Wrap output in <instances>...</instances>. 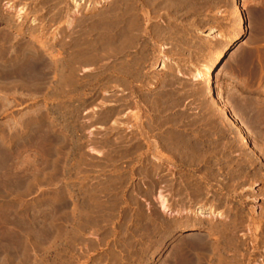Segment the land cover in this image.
Instances as JSON below:
<instances>
[{"label":"rangeland","instance_id":"rangeland-1","mask_svg":"<svg viewBox=\"0 0 264 264\" xmlns=\"http://www.w3.org/2000/svg\"><path fill=\"white\" fill-rule=\"evenodd\" d=\"M75 1L83 2L76 12ZM11 3H14L15 8L24 7L29 12L26 21L28 24L35 17L38 23H43L44 30L40 37L42 42H37L27 32L20 35L18 40L43 56L44 63H39H43L40 74L45 83L27 88L15 83L8 85L7 109L0 111V122L6 120L10 123V129L6 133L7 144L10 146V184L0 195V264H138L141 256L148 258V264H162L169 250L187 232L176 231L172 239L164 241L162 250L158 253L153 254L151 250L141 254L140 247L149 248L151 239L145 236L138 241L139 237L132 235L138 220L137 202H140V207L146 214H150L153 206L158 205L160 200L157 199L159 193L155 190L152 194L149 193L150 196L139 193L147 191L150 184L149 179L144 178L141 173L151 164H155L154 168L159 167L158 174L154 177H160L164 181L159 184L158 190L171 202L172 189L169 186L179 182L177 180H180V174L186 172L202 178L203 172L201 167L184 169L179 163H173L170 153L158 142V131L150 125L153 114L163 119L178 118V121L184 117L185 122L196 119L214 121L215 125L211 128L219 135L217 138L220 141L217 144L220 148L224 145L222 149L232 155V160L248 161L249 157L255 159L253 165L247 162V174L252 176L258 170L259 175L255 181H247L245 186L255 191L257 200H250L248 207L264 206V140L260 135L264 133V124L261 126L252 123L253 118H264V0H240L247 22V34L242 36L239 44L231 43L227 46L226 55L214 75L215 94L205 85V80H194L192 72L212 58L203 51L208 40L205 37L208 29L215 27L218 32L229 35L235 33L234 0H189V4L179 14L182 16H178L173 24H176L174 31H179L182 26L185 28L182 38L175 33L165 43H155L144 30L145 36L151 40V48L149 61L147 65H143V72L157 77L159 83L158 86H149L137 81L133 84V89L139 95L122 90L123 86L119 82H112L113 87L104 86V71L109 64V60L104 59L103 55L104 12L110 4L108 0H0L2 16L12 18L16 15L15 10L8 8ZM68 20H73V23L67 25ZM157 21L163 25V20ZM157 21H144L142 29L152 31ZM17 22L18 20H14L17 26L22 25ZM0 28V31L7 28L5 30L11 32L6 23H1ZM27 29L26 27L25 31ZM5 30L3 29L4 32ZM237 45L242 48L240 57L229 60ZM49 53L56 54L58 58ZM164 53L168 58L169 69H173V75L166 76L165 73L170 72L162 70L160 63ZM83 55L94 59L84 62L80 58ZM59 57L63 59L65 67L62 76L47 68L56 64ZM17 69L16 67L11 73L16 74ZM60 77L63 78L62 82ZM164 85L178 90L172 96V103L162 112L157 107L156 113L148 114L144 100L141 99L146 93L155 94L168 89ZM217 98L225 102L245 126L253 147H241L243 144L239 131L229 124L228 116L221 111ZM123 99H129V109L121 108L122 101L118 100ZM1 103L0 101V107ZM113 109L121 112L106 120ZM135 112L139 116L138 123H135ZM41 118H44V122L42 127H38ZM49 122H55L56 136L44 145L42 128ZM27 124H32V128L29 129ZM141 124L145 126L144 129ZM211 128L201 127L202 131ZM132 129L136 131L137 139H134L144 145L141 151L129 152L127 150L131 147H119L121 141L131 137ZM122 132L125 138L121 135ZM106 134L109 141L117 143V146L104 145ZM124 144L126 145L121 143ZM52 146L57 149V155L53 157L56 170L46 166L47 159L43 152L44 147ZM259 151L263 154L262 157ZM229 164L223 165V169H214L219 173L220 184L231 182ZM260 167L262 171H259ZM214 186L216 188V184ZM225 191L222 194H226ZM244 191L250 193V190ZM165 213L170 217V212ZM241 231L238 232L240 236L248 233V248L254 250L252 232L247 227ZM22 248H26V251H22ZM262 250V256L257 254L253 264L264 263V247Z\"/></svg>","mask_w":264,"mask_h":264},{"label":"bare ground","instance_id":"bare-ground-1","mask_svg":"<svg viewBox=\"0 0 264 264\" xmlns=\"http://www.w3.org/2000/svg\"><path fill=\"white\" fill-rule=\"evenodd\" d=\"M105 1L106 0H104V2ZM234 1L236 4L235 14H234L236 18L235 33L229 35L228 33L218 32V30L215 29V27H211L210 29H208V32L205 35V37H207L208 40L207 43L204 44L205 46L203 48V51L206 52L205 54L211 55L212 58L210 61L207 60L204 63H202L192 72L193 79L205 80L206 83L205 85L209 86L211 88V92H213L214 94L216 92L214 88V80H213L214 75L217 70V67L222 62L223 58L226 55L227 46L231 43L236 44L240 42L242 40L241 39L242 36H245V34H247V22L244 16V9L242 8L240 0H234ZM108 2H110V4L108 5L107 9H105L104 12V29H103L104 54L103 55H104V59L109 60L108 61L109 64L107 62L108 64L107 70L104 71V86H106L107 88L113 87L111 84L112 82L114 81L119 82V85L123 86L122 90H128L129 93H131L132 95H136L138 94V92L135 89H133L134 88L133 84L136 83L137 81L138 82L140 81L149 86L157 85L159 83L157 77L154 78L153 76H149L145 72H143V67H144L143 65L149 61V55H150L149 50L151 48L149 46L150 41L155 40V43L162 42L163 44L165 43L164 41H166L169 37H171L175 33L180 34L181 38L182 36L184 37V32L186 31L185 28H183L182 26V28L179 31L178 30L174 31L175 29L174 26L176 24L175 25L173 24L176 23L178 16H182L179 14L181 10L185 6H187V4H189L188 3L189 0H111V1L108 0ZM82 3L81 2L78 3V1H75L74 12H76L77 9L80 6H82L81 5ZM8 8L11 9V11L15 10L16 15L12 18L10 16L6 18L0 14V24L6 23L7 26H9V29L11 30V32H7L8 30L7 28H2V31H0V74H1L0 101L2 102L0 111H4V110L6 111L7 109L6 102L8 99L7 98L8 85L15 83L26 86L25 88H27L30 85L32 87L34 85L35 87V86L44 85L45 83L44 82L45 80L42 79V76L40 74L41 65L44 63L42 58L43 56L41 57V54L39 55V53H36L37 51L36 52L32 51L31 50L32 48L30 49L28 45L24 44L25 42L22 43L18 40L20 35L27 32L29 34H32L33 38H35L37 42H42V39L40 37L44 30L43 23H41V21L38 23L37 18L35 17L31 20L32 22L28 24L26 21L29 12L24 7L15 8L14 3L13 4L11 3V5ZM153 19L156 21L158 19L163 20V25L157 21V23L154 26L155 28L152 31H147L144 28L142 29V25H143L142 23L144 21H151ZM14 20H18L17 23L18 24L22 23V25L17 26V24L14 23ZM72 21L73 20H68L67 25L72 24L73 23ZM26 27L28 29L25 31ZM3 29L4 30L7 29L5 30L6 32H4ZM144 30L146 34L149 35V38L151 40L145 36ZM241 45H237V48H235V50L232 51V53L229 56V60H231L230 58L234 59L235 57H240L239 52L242 53L241 51L242 48L240 47ZM49 54L57 57V55L54 53H49ZM28 55H31V57L28 58ZM140 55H142V57H140ZM84 56L85 55H83V57L80 56L81 59L85 60L84 62L87 61L91 62V59H94V57L91 58L89 56L88 57L87 56L84 57ZM88 58H90V60H87ZM61 59L62 58L59 57L57 63L56 64L53 63L52 65L50 64L51 66H48V64L45 65L48 66L47 68L52 70L51 72H56V73L59 72L60 76H62V74L65 73V67H64V63H62L63 59L62 60ZM39 61H42L43 63H41L40 65ZM167 61L168 58H166V54L164 53L160 63V65L162 66V70H166L167 72H170V73H165L166 76L173 75L172 72L173 69H169ZM16 67L18 68L17 69L18 71L16 70L17 71L16 74L11 73L12 71L15 70ZM61 78L62 77L59 78L60 81L63 79ZM170 84L171 83H169V85ZM167 86L168 85H166L165 88ZM177 91L178 90H175V88L170 86L168 89L160 93L159 92L155 94L146 93L144 98L141 100H144V105L146 106V110L148 114L151 112L156 113L157 107H158V111L161 110L162 112L164 111L165 108H168L169 104L172 103L171 102L172 96L176 94ZM217 100H219L218 103L221 111L228 116L229 124L233 128H237L236 130L239 131V137L243 144L241 147L244 146L253 147V141L250 135L248 134L245 126L242 125L239 119H237L236 115L230 111L231 108L229 109L228 105L225 102H222L219 98H217ZM118 101L119 102L122 101L120 105L121 108L129 109L130 107L129 99H123ZM119 112H121V110H116V109L111 110L110 113L107 115L106 120L110 119ZM153 115L152 118L150 117L151 124L150 123L149 124L158 131L159 134L158 142L166 151L170 153V155L172 156L171 159L173 163L175 165L176 163H179V165L184 169L187 168L197 169L198 167H201L203 172L202 174L203 177L199 178V175L198 177H195L197 175L188 174L186 172L180 174L179 175L180 180H177L179 182L172 184V186L166 185V187L169 186L172 189L170 194L173 201L170 202V200L168 199L169 200L168 202L163 197V195L160 194L161 191L158 190V187L160 186L159 184L164 180L161 179L160 177L157 179L154 177L156 174H158L157 171L159 167L154 168L155 164L153 165L150 162L151 165L142 171L141 174L144 176V178L149 179L150 184L147 191L145 190L139 193L143 195L147 194L150 196V194H152L153 191L155 190L156 192L159 193L157 199L160 200L158 205L153 206L154 208L150 212V214H146L142 209V207H140L139 204L140 202L139 203L137 202L139 209L138 220L136 223L135 230L132 231V235L139 237L138 241L144 239L145 236L151 239L150 244L148 245L149 248L140 247L141 254L145 253L146 251L150 252L151 250H152L151 253L153 254L158 253L160 250H162L161 248L163 246V243L167 238L172 239L176 231H181V232H187V234H185L183 238H181V240H179L176 244H174V246L169 250L166 257L162 260V264H253V260L254 258H256L257 254L259 256H262L260 254L263 251L262 249L264 247V206L258 207L256 205H251L248 207L250 200L256 201L257 199L255 197V191H253V189H251L250 187L246 188L245 186L247 181H255V178L257 179L258 177L257 175H259L258 170L256 172H253L252 176L251 175L249 176V174H247L248 172L247 170L249 169L247 164L251 162V164L253 165L255 159L249 157L248 159L249 162L247 161V159L232 160L231 158L232 155H230L229 153L225 152L224 149H222L224 145L220 148L219 144H217V142L219 143L220 138L219 137L217 138V136L219 135L217 134V132L214 133L215 130L212 131L211 127L214 126L215 123L214 121L211 122V119L210 122L208 121L209 119L207 121L202 119H201L202 121L196 119L185 122L183 120L184 117L182 118V120L178 121L177 120L178 118L171 119L164 117L163 119V118H157ZM134 116H135L134 117L135 123H138L139 116L138 114H136V112ZM43 119L44 118H41V120L39 121L40 123L37 124L38 127H42V124L44 122ZM263 121L264 118L256 117L252 119V123L254 122L261 126H263L262 124H264ZM26 126L29 127V129L32 128V124H27ZM54 126H55V122H49L46 127L42 128V136L45 141L44 145L50 140V138L56 136V132L54 131ZM141 126L143 129L145 128V126H143L142 124ZM202 126L205 127L209 126V128L211 129L208 130L204 129L202 131L201 129ZM9 129H10V123L8 121L5 120L3 122H0V195L5 190L8 189V186L10 184V176H9L10 146L8 147L7 144L8 138L6 134ZM112 130H115V128H113ZM135 132L132 129L131 137L129 138H125L123 132L122 134L120 133L121 135L124 136L126 140L121 141L119 147L120 146L121 147L126 146L129 148L131 147L130 150H127L129 152H131L132 150L141 151V148L144 145L142 146L141 143L135 140L137 139V136L135 137ZM260 135L263 136L261 138L264 140V133H261ZM106 136L107 138H104L105 146H109V145L110 147H113L112 145L117 146V143L114 144L113 142L109 141L108 134H106ZM131 140H133V142ZM121 143L122 144L126 143V145L125 144L121 145ZM148 144L151 145L150 142ZM145 145L147 146L146 143ZM156 145L157 144H155V146ZM43 152H44V157H46L47 159V161L45 160L47 164L46 166H49L53 170H56L57 165L53 157L57 155L56 154L57 149L53 146L52 148L44 147ZM158 155L159 154H157V156ZM259 155L262 157L263 154L260 153ZM262 159L264 160V156ZM263 162L264 161H262V163ZM228 163H230L228 166L230 168V171L228 170V174H230L229 178L231 182L230 184H224V183L220 184L221 182L219 183L218 180L219 173L214 169H218V168L223 169L224 167L223 165H226ZM259 171H262L261 167L259 168ZM212 181H215V183L212 184ZM215 184H216V188L214 186ZM245 189L246 191L250 190V193H245L244 191ZM223 191H225L226 194L224 193L222 194ZM259 208H261V211L259 210ZM165 212L167 213L170 212V217H168ZM255 214H257L256 217L254 216ZM130 220L131 221L133 220L132 217ZM246 227L252 232V237H253L252 242L254 247V250L252 251L249 250L248 243L246 242L247 239L246 236L248 235V233L247 232L243 233L242 236H240L241 234H238V232H240L241 229H244ZM124 228L127 227L124 226ZM19 248H21V246ZM24 249L26 248H22V251ZM147 259L148 258L144 259V257L141 256L139 260L137 259L138 264H148L149 260Z\"/></svg>","mask_w":264,"mask_h":264}]
</instances>
